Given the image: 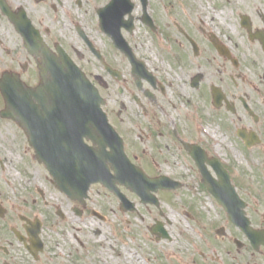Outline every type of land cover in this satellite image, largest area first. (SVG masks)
Segmentation results:
<instances>
[{"label":"flooded vegetation","instance_id":"obj_1","mask_svg":"<svg viewBox=\"0 0 264 264\" xmlns=\"http://www.w3.org/2000/svg\"><path fill=\"white\" fill-rule=\"evenodd\" d=\"M172 1L163 32L153 0H0V25L7 27L0 32V62H5L0 76H18L34 87L42 72L49 74L48 59L70 61L102 99L107 132L101 135L86 125L79 135L84 134L83 143L91 151L113 156L104 168L113 174L114 167L129 161L149 177H167L178 189L195 184L226 218L217 199H239L246 214L249 210V243H238L237 238L231 242L237 250H249V264H264V12L256 9L255 19L247 14L246 27L239 16L251 56L244 61L231 35L218 31L217 38L206 37L210 30L202 26L193 28L184 18L175 22ZM140 29L167 37L168 54L157 51L161 59L145 57L138 49ZM171 42L179 54L172 53ZM171 57L177 59L175 68ZM42 104L33 133L40 153L50 155L56 151L54 139L77 138L79 126L72 124L67 111L51 109L53 102ZM33 133L22 129L27 146L23 168L38 169L53 185L48 174L53 159L39 158L31 143ZM105 135L102 149V143L91 140ZM239 144L242 153L249 154L245 183L234 173ZM65 145L72 146L68 141ZM4 167L0 160L1 170ZM222 171L228 184L219 177ZM58 193L75 215L105 219L100 210L88 208L90 197L81 203ZM46 203L39 182L14 200L0 190V264H45L50 258L42 234L41 206ZM54 207L57 213L60 209Z\"/></svg>","mask_w":264,"mask_h":264},{"label":"rangeland","instance_id":"obj_2","mask_svg":"<svg viewBox=\"0 0 264 264\" xmlns=\"http://www.w3.org/2000/svg\"><path fill=\"white\" fill-rule=\"evenodd\" d=\"M170 1L153 0L163 32L167 30L166 12L168 14ZM226 3V0L202 1L201 4H195L192 0H173L172 17L175 22L184 18L192 27L220 29L218 31L231 35L232 42L237 44L239 56L245 61L251 56L238 15L245 13L255 19L256 9L264 12V0H233L232 5L224 9L221 4ZM199 18L203 21L200 22ZM221 23L229 29H223ZM6 30V26L0 25V32ZM138 36V49L142 48L145 57L161 59L158 53L162 50L168 54L170 41L161 32L149 35L140 29ZM171 47L173 54L181 52L174 42H171ZM170 59L172 68H175L177 59ZM184 59L180 57V60ZM235 59L238 61L240 57ZM2 65H5L3 59L0 62ZM242 68L249 69L248 66ZM3 106L0 95V111ZM26 147L17 123L0 118V160L5 166L4 171L0 168V190H4L12 200L38 182L45 190L47 203L41 206L45 221L42 234L50 256L45 264H249V250H237L231 242L237 238L247 244V238L225 216L219 215L218 205L208 200L197 185L156 192L157 206L142 204L135 193L122 187L123 195L134 204L132 211L121 210L117 198L104 188L93 186L89 192L88 208L100 210L105 219L90 215L79 217L67 205L66 198L50 184V178L44 179V173L36 168H23V151ZM233 156L237 166L234 173L242 182H249V154L242 153L239 144ZM174 175L179 176L178 173ZM3 181H8L9 185ZM54 206L61 210L65 216L63 219L55 213ZM156 222L162 224L167 238H156L151 232ZM220 227H224V233L217 235L216 230Z\"/></svg>","mask_w":264,"mask_h":264},{"label":"water","instance_id":"obj_3","mask_svg":"<svg viewBox=\"0 0 264 264\" xmlns=\"http://www.w3.org/2000/svg\"><path fill=\"white\" fill-rule=\"evenodd\" d=\"M242 24L248 26L247 17L242 18ZM45 69L49 74L42 73L40 84L35 88L26 87L17 76L7 74L1 76L0 92L5 101V108L0 112V116L16 120L21 127L28 128L33 133V128L40 121V111L45 107L42 103L52 101L51 109L67 111L72 124H78L77 138L68 140L58 136L54 139L55 154L52 156L39 154V158L53 159L50 164L48 163V169L55 185L69 197L82 200L89 185L99 181L120 198L122 205L127 206L125 197L115 187V183H119L137 193L142 202H156L150 191L168 189L169 184L166 182L168 179L148 178L138 169L129 167L128 163L115 168L113 179L109 172L102 168L105 160L112 156L104 151H91L85 147L82 141L84 134H79L86 125L93 126L94 130L100 133L107 132L109 128L105 115L100 109L101 99L85 76L64 59L46 62ZM35 100L41 106L35 105ZM36 139L37 137L32 135L31 143L40 149ZM106 139V135L102 139L97 136L91 137L95 143H102L101 149L104 148ZM67 141L71 142L72 146H66ZM219 176L221 181L227 182V176L221 173ZM221 205L227 211L230 221L249 237V219L245 216L244 204L237 201L221 203ZM152 229L153 232L156 229L160 230L159 237L167 236L161 226L158 228L154 226Z\"/></svg>","mask_w":264,"mask_h":264},{"label":"bare ground","instance_id":"obj_4","mask_svg":"<svg viewBox=\"0 0 264 264\" xmlns=\"http://www.w3.org/2000/svg\"><path fill=\"white\" fill-rule=\"evenodd\" d=\"M206 2V3H208L209 2V0H192V2L193 3H195V4H201V2ZM227 1V3L226 4H221V6L224 8V9H227L229 6H231L232 5V3H233V0H226ZM200 6V5H199ZM244 15V13H239V15L238 16H243ZM200 19V22L201 21H203V19L202 18H199ZM224 21V20H223ZM222 24V23H221ZM222 27H223V29H225V30H228L229 29V27L227 26V25H225V24H222ZM218 29V28H217ZM205 36L206 37H211V38H217V36H218V30H216L215 28H213V29H211L210 30V32H207V34H205ZM161 46H163V45H161ZM162 48V47H161ZM160 47H159V49H161ZM162 50V49H161ZM163 51V50H162ZM162 51H160V52H162ZM237 240V239H236Z\"/></svg>","mask_w":264,"mask_h":264}]
</instances>
